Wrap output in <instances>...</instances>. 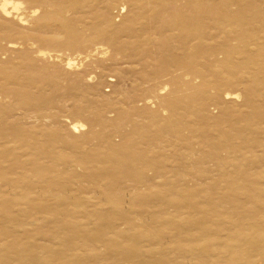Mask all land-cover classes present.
<instances>
[{"label": "rangeland", "instance_id": "obj_1", "mask_svg": "<svg viewBox=\"0 0 264 264\" xmlns=\"http://www.w3.org/2000/svg\"><path fill=\"white\" fill-rule=\"evenodd\" d=\"M16 1L24 5L21 12L30 11L25 0ZM119 3L69 15L76 37L50 22L51 9L39 24L36 17L18 28L20 35L11 38L16 48L3 42L0 67L21 70L27 81L0 88V264H205L178 253L191 255L211 241L216 254L226 253L223 246L237 233L246 245L232 264H264V241H247L263 231L264 201L228 199L222 188L236 179L239 190H247L264 168V119L250 130L245 123L234 127L237 117L251 113L245 104L251 87L231 90L241 97L225 99L231 110L225 118L215 102L197 104L199 80L180 85L181 73L153 78L166 57L179 56V43L159 38L148 51H134L136 43L122 34L126 57L107 41L95 45L98 16H110L119 28L133 16V7ZM220 3L237 13L249 7L240 0ZM236 29L221 23L205 48L238 46ZM39 47L52 57L32 56ZM89 47L99 51L89 54ZM69 60L76 64L69 67ZM257 93L252 99L263 113L264 89ZM220 116L233 125L231 135L243 134L233 144L248 151L232 162L218 152L219 164L193 166L198 158L190 150L200 136H217L205 119ZM74 124L84 127L74 130Z\"/></svg>", "mask_w": 264, "mask_h": 264}, {"label": "bare ground", "instance_id": "obj_2", "mask_svg": "<svg viewBox=\"0 0 264 264\" xmlns=\"http://www.w3.org/2000/svg\"><path fill=\"white\" fill-rule=\"evenodd\" d=\"M25 1L32 6L28 13L21 12V7L24 6L22 2L16 0H0V53L4 52V55L7 47L9 48L11 46L16 48L15 46L18 45V43L12 41L11 38L14 35H20L17 30L21 25L35 23L33 20L30 22V20L36 17V24H39V21H42V16L51 9L53 10L54 15H50V17H52L50 18V22L52 24H60V26H63L64 29H66L69 36L76 37L77 32L73 27L74 21L71 20V18H67L69 15L83 16V13L87 9H95L101 4L105 7H113L122 1L125 2L128 7H133V16L122 28H119L118 25H116V22L109 18L110 16H98L96 20L97 27L95 30L99 42L95 45L107 41L111 44V48L115 49L117 55L126 57L128 54L126 53V49H123L125 45L121 43L119 38L122 37V34L128 35L125 37L131 40L133 44L136 43V46L130 48L134 51H148L159 38L179 43L178 50L176 51L177 54L179 53V56L177 58L173 56H171V58L166 57L163 61L164 64L156 70L154 73L156 75H154L153 78L156 77L155 79H158L159 77L157 76L161 73H166V77L173 75L174 73H181L184 78L177 80V82L175 81L180 85H192L195 81L199 80L201 85L199 89L202 91L200 97L197 96L199 103H197L196 98H194L196 94L194 96L192 95V98H189L187 103L190 106L192 103H197L203 108L207 106L209 102H215L216 106L219 108V115L222 117L224 116L225 118L229 111H231L228 110V106L226 102H224L225 99L229 100L241 97L240 94L234 93L231 90L240 86L251 87V91H248L245 98V104L247 103L246 105L251 109V113L246 115L241 114V116L237 117V124L234 127H242L243 125L241 126L240 124L245 123L246 128H244V130L249 129L257 126L261 120L264 119V112H260L263 109L259 108L256 105L257 102L252 99L253 94L257 93L258 90L260 91L264 89V0H260L259 5H257L255 0H250L247 3H245V0H240V4H248L249 7L238 13L235 11L232 12L230 8L221 4L220 0ZM231 1L239 3V0ZM125 8L126 7H123V9ZM57 18H60L61 22H59ZM101 19H104V22L101 21ZM100 21L108 26L107 30L103 29V26H100ZM221 23H230V26L236 25V39H238L239 45L231 46L229 44H224L221 47L214 46L211 48H205V41L210 37L211 30H217L220 28ZM20 37H22L20 39L24 40V44L28 47H33L35 45V42L28 40L24 34ZM213 39L215 38H211L210 40ZM4 41L7 42V47L3 46ZM86 50H88L89 54H92L93 52L99 51V48L95 47L92 49L89 47ZM31 54L32 56L35 55V58L37 59L52 57L49 51L42 47L36 48ZM56 55L58 56V54ZM25 58L30 59L28 53L25 54L24 59ZM75 64L76 63L72 62V60H69L67 63L69 67H72ZM186 79L190 81H186ZM26 81L27 77L21 73V70L11 72V70L8 71L7 68L0 67V88L5 87V85L10 83H16L22 87L25 86L24 82ZM211 91H214L215 93V97L213 98L208 96V93ZM257 94L260 95L259 93ZM255 98L257 99V97ZM172 103L173 102H170L169 104L171 105ZM187 107L189 108V106ZM193 107L196 106L193 105ZM221 116L217 119H205V121L209 122L212 120L210 128L213 129V132L217 133V136L215 137L213 134L212 136L209 134H202L200 136L198 142L190 150L191 156L198 158L193 166H199L208 160H212L219 164L220 157L218 156V152H225L228 161L232 162L233 160L239 159L242 156L241 152L248 149L249 146H235L233 144L236 138L243 139V134L242 132L238 133L236 138L231 135V132L235 130H227V128L229 129L232 124L229 126L226 125V119L222 122V120H220ZM83 127L84 125L78 124L72 126L74 130L80 128L82 130ZM221 132L222 135L220 134ZM3 155H5V153ZM260 166L261 165H259V168ZM231 175H233V173ZM246 175L248 177L247 173ZM240 176L245 177V174L241 171ZM247 184V190L240 191V186H237V180L233 179L229 182L226 181L224 186L222 185V188H226L225 192L227 193L226 197L228 199H241L242 197L264 201V168L259 175L249 179ZM263 205L262 208L264 207ZM201 224L203 225L201 226L203 231H206L204 223L201 222L199 225ZM262 225L264 226V220L262 221ZM250 240H252L253 243L261 244L262 241H264V228L259 234L256 233L253 235L252 239H247L248 242ZM228 242L227 245L223 246L228 249V251L223 254H216L215 242L211 241V244H208V247L205 248V246L202 245L204 247L199 249L200 251H197L196 253L193 252L191 255H187L188 251H186V257L183 253L182 255L178 253V256L183 260H196L205 264H216L218 261H226L228 262L227 264H232L236 257L241 256L238 254L239 248L246 244H244V238L240 233H237L235 238L232 234ZM181 249L183 248H180L179 252H182ZM175 250H177V247H175Z\"/></svg>", "mask_w": 264, "mask_h": 264}]
</instances>
